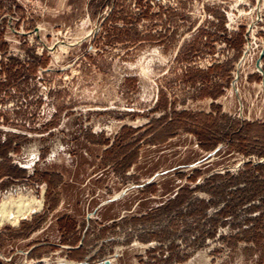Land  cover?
I'll use <instances>...</instances> for the list:
<instances>
[{
  "label": "rangeland",
  "instance_id": "374dc122",
  "mask_svg": "<svg viewBox=\"0 0 264 264\" xmlns=\"http://www.w3.org/2000/svg\"><path fill=\"white\" fill-rule=\"evenodd\" d=\"M20 198L0 264H264V0H0Z\"/></svg>",
  "mask_w": 264,
  "mask_h": 264
},
{
  "label": "bare ground",
  "instance_id": "6f19581e",
  "mask_svg": "<svg viewBox=\"0 0 264 264\" xmlns=\"http://www.w3.org/2000/svg\"><path fill=\"white\" fill-rule=\"evenodd\" d=\"M20 199L10 200L8 202H2V204H0V220L1 221L11 220V221L16 223L18 221L19 217L22 215V213L24 211H28V206H27L28 203L24 204L23 203L24 199H21V200ZM15 203H16V205H15ZM10 205H12V206L15 205V208L13 209V215L8 217Z\"/></svg>",
  "mask_w": 264,
  "mask_h": 264
},
{
  "label": "water",
  "instance_id": "95a60500",
  "mask_svg": "<svg viewBox=\"0 0 264 264\" xmlns=\"http://www.w3.org/2000/svg\"><path fill=\"white\" fill-rule=\"evenodd\" d=\"M263 55V51L261 52V54H260V56H262ZM259 60H257V62H256V66L259 68ZM104 264H109V261L108 260H105L104 261Z\"/></svg>",
  "mask_w": 264,
  "mask_h": 264
}]
</instances>
